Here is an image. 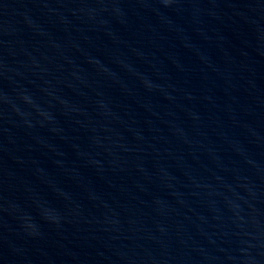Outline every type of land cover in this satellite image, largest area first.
Segmentation results:
<instances>
[{
  "label": "water",
  "instance_id": "water-1",
  "mask_svg": "<svg viewBox=\"0 0 264 264\" xmlns=\"http://www.w3.org/2000/svg\"><path fill=\"white\" fill-rule=\"evenodd\" d=\"M0 264H264V0H0Z\"/></svg>",
  "mask_w": 264,
  "mask_h": 264
}]
</instances>
